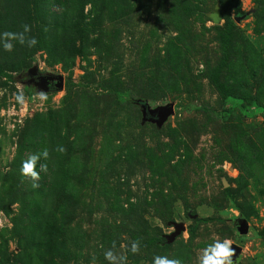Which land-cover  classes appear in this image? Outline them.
<instances>
[{"label": "rangeland", "instance_id": "374dc122", "mask_svg": "<svg viewBox=\"0 0 264 264\" xmlns=\"http://www.w3.org/2000/svg\"><path fill=\"white\" fill-rule=\"evenodd\" d=\"M24 24L36 45L0 44V264H112L118 247L115 264H200L224 239L233 264H264V0H0V33ZM196 217L214 219L189 232Z\"/></svg>", "mask_w": 264, "mask_h": 264}, {"label": "clouds", "instance_id": "9594fccd", "mask_svg": "<svg viewBox=\"0 0 264 264\" xmlns=\"http://www.w3.org/2000/svg\"><path fill=\"white\" fill-rule=\"evenodd\" d=\"M29 31L30 26L28 24H24L22 32L5 31L0 33V44H2L3 49L7 52H11L13 50V41L22 45L27 43L28 47H33L36 45L37 41L35 37H26L25 34ZM40 98L45 99L43 96ZM16 99L23 102V92L18 93ZM59 150L63 151L62 148ZM48 156L49 153L46 148L37 153L29 154L27 159L22 163L21 172L25 176L31 177L33 180H38L41 172L46 173L48 171V165L43 162L48 159ZM231 245L232 241L228 239L214 240L211 244H208L204 248L199 258L200 264H233L232 257L234 249ZM138 250V242H133L131 245V251L137 252ZM153 264H181V262L176 259L156 256L153 258Z\"/></svg>", "mask_w": 264, "mask_h": 264}, {"label": "water", "instance_id": "95a60500", "mask_svg": "<svg viewBox=\"0 0 264 264\" xmlns=\"http://www.w3.org/2000/svg\"><path fill=\"white\" fill-rule=\"evenodd\" d=\"M237 18V17H236ZM25 75L29 77L30 81H33L34 85L41 90H47V84L51 81H55L54 86L57 88L62 87L63 77L60 74L54 73H44L41 74L37 70H28L25 72ZM34 76H36V80H34ZM143 118L155 121L157 125H160L164 119L173 111L172 104H166L163 106H158L155 108H150L147 104H143ZM175 228L174 231L166 235L167 242H171L174 237L179 234L183 230V226L180 223H173ZM234 249L233 260L236 258L240 247L237 245H231ZM123 254V248L118 247L115 252L108 257L112 264H115L117 259Z\"/></svg>", "mask_w": 264, "mask_h": 264}, {"label": "trees", "instance_id": "16d2710c", "mask_svg": "<svg viewBox=\"0 0 264 264\" xmlns=\"http://www.w3.org/2000/svg\"><path fill=\"white\" fill-rule=\"evenodd\" d=\"M212 219H214V218H212V217H196V218H194V223H193V225L189 227L188 231H189V232H193L194 229L196 228V226H197L200 222H203V223H204V222H209V221H211ZM262 234H264V233L261 232L260 235H262Z\"/></svg>", "mask_w": 264, "mask_h": 264}, {"label": "flooded vegetation", "instance_id": "af4514ba", "mask_svg": "<svg viewBox=\"0 0 264 264\" xmlns=\"http://www.w3.org/2000/svg\"><path fill=\"white\" fill-rule=\"evenodd\" d=\"M34 78V80H36V76H34L33 77ZM31 83H33V81H30ZM54 83H55V81H51V82H49L48 84H47V88L49 89V88H51L52 86H54ZM34 84V83H33Z\"/></svg>", "mask_w": 264, "mask_h": 264}]
</instances>
